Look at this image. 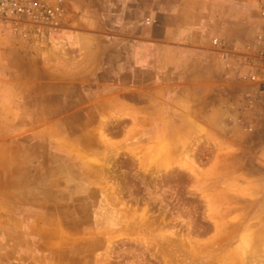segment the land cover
Masks as SVG:
<instances>
[{"label": "rangeland", "instance_id": "1", "mask_svg": "<svg viewBox=\"0 0 264 264\" xmlns=\"http://www.w3.org/2000/svg\"><path fill=\"white\" fill-rule=\"evenodd\" d=\"M119 1L62 0L53 28L0 18V264H264L246 255L264 235V101L247 78L264 0L207 29L222 70L131 67L124 51L115 67L107 44L57 37L112 27Z\"/></svg>", "mask_w": 264, "mask_h": 264}, {"label": "crops", "instance_id": "2", "mask_svg": "<svg viewBox=\"0 0 264 264\" xmlns=\"http://www.w3.org/2000/svg\"><path fill=\"white\" fill-rule=\"evenodd\" d=\"M140 0H120L113 6L112 27L103 31H74L65 29L58 32L57 37L65 45L96 42L106 45L118 54L115 67H122V51L128 53L129 65H139L152 68H186L189 65H199L203 69L215 66L222 70L224 61L216 52L205 50L201 46L208 44L207 29L214 25L221 33H227L229 28L244 26L252 20L251 8L247 3L235 5V0H191L193 5H187V0H172L164 3L161 0H150L140 4ZM221 5V12L206 9L203 3ZM104 7V12L107 11ZM126 11L134 15H124ZM145 12L143 18L137 12ZM213 62V63H212ZM243 238V242H245ZM244 245L240 251L244 253ZM248 258L264 260V235L259 236L256 243L246 251Z\"/></svg>", "mask_w": 264, "mask_h": 264}, {"label": "built area", "instance_id": "3", "mask_svg": "<svg viewBox=\"0 0 264 264\" xmlns=\"http://www.w3.org/2000/svg\"><path fill=\"white\" fill-rule=\"evenodd\" d=\"M62 0H0V18L28 23L37 27L57 26L63 14ZM262 30L258 35L260 47L257 51L259 73H251L247 78L256 82L257 90L264 101V8L260 10ZM216 44L218 41L213 40Z\"/></svg>", "mask_w": 264, "mask_h": 264}]
</instances>
